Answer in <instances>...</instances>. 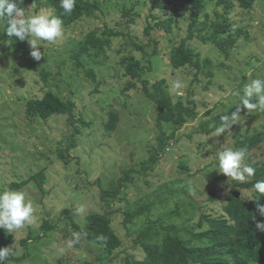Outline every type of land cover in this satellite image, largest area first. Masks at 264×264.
<instances>
[{
  "label": "rangeland",
  "instance_id": "rangeland-1",
  "mask_svg": "<svg viewBox=\"0 0 264 264\" xmlns=\"http://www.w3.org/2000/svg\"><path fill=\"white\" fill-rule=\"evenodd\" d=\"M85 1L97 7L62 26L63 36L55 42H41L40 61L31 58L30 46L25 55L14 53L0 23V192L23 191L35 209L33 223L16 234L0 229V248L15 251L4 264H95L104 249L91 245L76 226L84 225L89 214L105 213L122 240L112 263L120 264L127 255L139 258L140 251L131 246L134 236L122 226L128 203L169 184L176 191L185 187L188 194L177 195L189 196L205 213L215 215L221 213L224 186L233 181L216 172V153L233 148L232 134L205 135L200 124L207 121L208 112L235 111L240 102L236 93L243 95L251 79H264V0H255L248 8L238 0H226L228 10L220 0L206 2L196 19L184 0ZM25 11L26 15L49 11L55 16L46 0ZM167 19H171L169 32L160 25ZM193 21L195 36L189 45L201 69H175L168 60L170 50L188 35ZM213 26L226 31L217 33L214 41H202L199 37L211 36ZM123 57H132L142 67L136 87L126 93H121L129 81L123 74ZM175 80L184 85L179 94L171 90ZM159 83L169 103L179 100L195 106L198 116L183 125L175 117L172 122L158 119L157 102L147 93L155 94ZM48 91L74 103L73 123L63 114L45 121L26 116L27 100ZM241 108L237 128L249 135L260 131L264 138V111L249 114ZM111 114L117 119L113 129L108 127ZM162 135L173 137L159 158L142 170ZM261 159L264 142L247 153L245 162ZM181 163L187 173L178 171ZM126 171H131V179L123 181L124 188L117 198L108 199L106 207L102 190L118 185ZM212 192L218 201L208 199ZM197 217L195 213L193 224ZM45 223L50 229L44 231ZM73 233H79V241L69 246Z\"/></svg>",
  "mask_w": 264,
  "mask_h": 264
},
{
  "label": "trees",
  "instance_id": "trees-1",
  "mask_svg": "<svg viewBox=\"0 0 264 264\" xmlns=\"http://www.w3.org/2000/svg\"><path fill=\"white\" fill-rule=\"evenodd\" d=\"M40 1L42 0H23L21 4L17 0V4L26 10L31 4ZM46 1L54 8L55 17L62 21V26L72 25L84 16L92 14L97 7L96 3L76 0L72 13L65 14L59 6V0ZM184 1L193 14V18L196 19L201 14L205 3L215 0ZM238 1L242 8H248L255 0ZM220 2L227 10L231 6L226 0H220ZM170 23L171 19H167L160 25L166 32H169ZM195 24L196 21H193L188 35L170 50L168 60L175 69L184 66L194 67L197 72L201 69L199 59L189 45V41L195 36L192 31ZM2 25L3 28L6 27L4 24ZM222 31H226L225 27L213 26L211 36H200L199 38L202 41L206 39L214 41L215 35ZM198 34L201 35L200 30H198ZM7 37L14 53L25 55L28 52L27 41H20L18 38L8 35ZM220 47L224 49V45H220ZM121 65L124 69L123 74L129 78L127 85L121 89V93H126L136 87L142 67L140 62L132 57H123ZM87 76L95 81L91 72H87ZM161 85L162 83H159L155 86V94L147 93L157 102L156 109L160 112L158 119L172 122L175 117V122L183 125L188 119L198 116L195 106H185L179 100L169 103V98ZM188 102L191 104V100ZM163 107H167L168 112ZM73 111L74 103L72 101H64L50 91L41 98L27 100L25 104V113L28 118L43 121L53 114H63L68 116L70 123H73ZM229 113L210 115L208 112L207 121L200 124V132L205 135L212 133L214 131L212 125H219V117ZM116 121V116L111 114L108 127L113 129ZM231 132L234 149L246 147L250 152L264 142L260 131H255L250 135L243 134L236 125H233ZM172 137L173 135H162L158 138L157 147L149 151V162L142 163V170H146L154 160L159 158ZM60 157L65 158V155L60 154ZM249 164L256 169L255 176L246 182L233 180L231 184L224 186L227 192L221 201V213L219 214L205 213L201 205L189 196L182 198L177 195L180 192L183 195L188 194L185 187H181V191H176L172 188L173 186L169 187V184L158 187L151 194H146L144 198L128 203L122 214V226L128 236H134L131 239V246L133 249L139 250L141 256L138 258L127 255L120 264H264V231L256 229V222L264 223V215L258 211V206L264 205V194H258L251 190L256 181L264 180V159ZM178 171L187 173L188 169L184 163H181L178 166ZM130 179L131 171H126L124 177L118 180V185L112 189L102 190V203L106 207H110L108 199L110 197L117 198L121 189L124 188L123 181ZM24 184L25 182L20 183V185ZM244 192L249 193V196H245ZM208 199L211 202L218 201L213 192L209 194ZM195 213H198V217L193 224ZM64 214L70 217L69 210H65ZM76 228L91 245L104 249V255L98 257L95 264H113L114 258L111 257L113 252L122 245V240L112 229L108 213L89 214L85 224L77 225ZM42 229L45 231L50 227L45 223L42 225ZM99 237H103V239H98ZM26 242L27 240H22V243Z\"/></svg>",
  "mask_w": 264,
  "mask_h": 264
},
{
  "label": "clouds",
  "instance_id": "clouds-1",
  "mask_svg": "<svg viewBox=\"0 0 264 264\" xmlns=\"http://www.w3.org/2000/svg\"><path fill=\"white\" fill-rule=\"evenodd\" d=\"M23 3V0H19ZM76 0H59V6L65 14H71L74 10ZM0 23L6 27L4 31L9 37L18 38L20 41H27L31 51L30 56L35 61L42 59L39 50L41 42L53 43L63 36L62 21L52 15L49 11H41L33 15H26L23 7H19L17 0H0ZM181 81L175 80L171 85V90L179 94L183 87ZM239 104L235 111L219 117V125H212L214 131L212 137H220L222 134L232 133L233 125L240 124L243 118L241 111L246 109L249 114L254 111H264V79L254 78L244 85L243 95L239 92ZM227 137V136H226ZM247 148H227L216 153L217 171L229 180L246 182L256 174V169L245 162ZM251 190L264 194V180L256 181ZM258 211L264 215V205L258 206ZM33 203L27 199L23 191L5 190L0 192V229H4L9 234H16L27 224L33 223L35 216ZM256 229L264 231V223L256 222ZM98 239H103L99 237ZM79 241V233H73V239L69 241V246H73ZM15 251L11 248H0V264H4Z\"/></svg>",
  "mask_w": 264,
  "mask_h": 264
}]
</instances>
